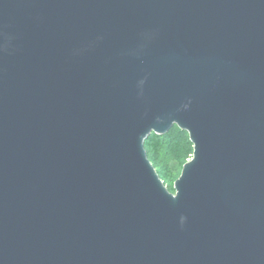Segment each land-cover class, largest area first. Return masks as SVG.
Masks as SVG:
<instances>
[{
	"label": "water",
	"instance_id": "1",
	"mask_svg": "<svg viewBox=\"0 0 264 264\" xmlns=\"http://www.w3.org/2000/svg\"><path fill=\"white\" fill-rule=\"evenodd\" d=\"M0 264H264V0H0Z\"/></svg>",
	"mask_w": 264,
	"mask_h": 264
},
{
	"label": "trees",
	"instance_id": "2",
	"mask_svg": "<svg viewBox=\"0 0 264 264\" xmlns=\"http://www.w3.org/2000/svg\"><path fill=\"white\" fill-rule=\"evenodd\" d=\"M145 149L168 190L175 193L174 183L194 153L189 134L175 126L163 136L152 134L145 141Z\"/></svg>",
	"mask_w": 264,
	"mask_h": 264
}]
</instances>
